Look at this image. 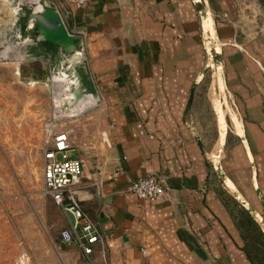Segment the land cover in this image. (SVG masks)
Returning a JSON list of instances; mask_svg holds the SVG:
<instances>
[{
	"label": "crops",
	"instance_id": "0c3cea01",
	"mask_svg": "<svg viewBox=\"0 0 264 264\" xmlns=\"http://www.w3.org/2000/svg\"><path fill=\"white\" fill-rule=\"evenodd\" d=\"M53 9L74 37L71 60L59 48L46 50L28 24L22 31L14 19L16 28L10 24L7 33L19 43L2 44L0 30V62H40L48 74L67 64L63 70H73L76 93L97 100L72 124L74 151L86 171L78 199L103 239L93 245L91 262L249 264L238 221L242 207L230 193L234 201L227 197L204 140L203 114L214 109L204 85L202 22L194 2L89 0L74 8L55 0ZM206 10L220 58L214 86L233 116L220 169L241 200L261 215L264 0H206ZM36 42L41 52L35 53ZM5 46H19L24 55L3 57ZM76 52L83 63L70 65ZM52 85L56 96L68 99L55 90L54 80ZM148 175L162 182L164 199L144 201L128 192L132 181ZM62 247L63 264L82 261L74 245Z\"/></svg>",
	"mask_w": 264,
	"mask_h": 264
},
{
	"label": "rangeland",
	"instance_id": "374dc122",
	"mask_svg": "<svg viewBox=\"0 0 264 264\" xmlns=\"http://www.w3.org/2000/svg\"><path fill=\"white\" fill-rule=\"evenodd\" d=\"M28 1L32 5L24 3L23 9L15 12L17 0H0L2 44L5 45L6 41L11 45L19 43L7 33L14 19H17L22 31L23 26L28 24L29 27L32 24L29 31H32L35 37L39 36L35 20H29L33 4L38 0ZM54 2L55 0L40 1L44 9L53 8ZM13 47H9L7 51L5 46L4 51L7 52L2 51L1 55L17 59L13 55ZM34 51L41 52V43H34ZM21 53L24 55V49L19 50L16 57ZM71 56V53L66 55L69 61ZM19 65L18 75L16 62H0V264H63L60 252L64 249L60 242V232L66 227V223L60 209L50 199L43 185L44 152L49 147L45 141L43 123L52 111L53 80L56 85L59 84L55 90L69 95V99L70 91L78 92L77 86L71 87L73 83L68 80H73L75 75L72 74V69L63 70L67 64H64L63 69L56 68L48 74L43 71L40 63L42 76L39 77L32 75V64L23 61ZM59 72L65 73L68 78L65 74L58 76ZM33 73L37 74L36 71ZM206 73L208 81H205L204 85L208 88L211 101L209 104L212 103L214 111L210 110L209 106V109L205 110L206 114H203V122L206 125L203 135L210 150V162L213 160L214 165L218 162L221 166L224 137L233 132V116L227 98L222 92L217 93L218 90L214 86L217 80L214 70L207 67ZM58 77L62 81H57ZM217 85L221 88L219 82ZM60 87L62 88L59 89ZM53 95H56L54 88ZM87 104L89 105V102L85 103ZM79 105L80 108L85 106L84 102ZM74 106L73 102L69 110L72 111ZM81 115L67 118L58 127L59 131L67 132L70 139L71 151L67 155L79 160L82 155L74 151L77 135L72 124L80 119ZM85 173L83 168V175H86ZM220 182L226 195L229 191H235L228 181L225 180L224 185L229 191L224 188L221 180ZM237 199L242 201L239 195ZM253 217L264 234V213Z\"/></svg>",
	"mask_w": 264,
	"mask_h": 264
},
{
	"label": "built area",
	"instance_id": "2783aa9c",
	"mask_svg": "<svg viewBox=\"0 0 264 264\" xmlns=\"http://www.w3.org/2000/svg\"><path fill=\"white\" fill-rule=\"evenodd\" d=\"M20 1L22 5L24 3L32 5L28 0ZM38 1L40 2L41 0ZM88 1L66 0L74 8H82ZM53 4L55 5V2ZM202 38L205 51V66L212 71L214 70V77L217 79L220 67L214 61V54L218 53L214 36L210 39L211 46L207 45L204 36ZM77 54L82 55V53L76 52L74 57ZM83 60L82 55L81 60L74 59L70 65H81ZM19 64L17 63V65ZM59 74L60 72L57 73L58 76ZM62 74L65 73H61L60 75ZM53 78L54 76L52 80ZM68 80L72 81L73 85L71 87L75 88V80ZM70 93L69 99L61 97L55 99L52 85V111L51 115L43 123L45 141L49 144V147L44 152L43 185L50 199L60 209L66 223V227L60 232V242L67 246L74 245L80 251L83 259L78 264H93L90 260L93 245L102 244L103 239L89 215L83 211L78 199L77 188L83 175L82 162L67 155L71 151L70 139L68 133L59 131L58 127L67 118L81 115L94 108L97 105V100L90 93L81 94L80 98L76 97L75 91H70ZM84 101L89 102V105L77 110L79 104ZM73 102L75 106L70 111L69 106ZM128 192L140 200L152 202L160 201L166 196L162 182L153 175L140 177L132 181L128 186ZM142 254L145 255L144 250Z\"/></svg>",
	"mask_w": 264,
	"mask_h": 264
},
{
	"label": "water",
	"instance_id": "95a60500",
	"mask_svg": "<svg viewBox=\"0 0 264 264\" xmlns=\"http://www.w3.org/2000/svg\"><path fill=\"white\" fill-rule=\"evenodd\" d=\"M192 1L194 2L196 9L198 10L200 17H201L203 36L206 39L207 45L211 46L210 39L213 37V33H214L213 32V21H212L210 13L206 10V0H192ZM42 8H43V12L39 18H34L33 11H32V15L29 17V20L31 22L35 20L36 26H37L36 27L37 33L39 35V38L44 42L46 50H49V48H53V49L59 48L60 50L66 52L64 54L70 55V51H71L70 49H72L75 43L74 37H72L68 33L61 15L53 8L44 9L43 5H42ZM14 9H15V12L21 11L23 9L22 3L20 0H17V3L15 4ZM29 27L32 28V24ZM214 61L216 65L220 64V58L218 54H214ZM15 67H16V73L19 75L20 65H17ZM206 70L207 68H205L204 73H206ZM75 95L78 98L81 97L80 93H75ZM211 163L214 166V172L217 175V177L222 182H224L225 178L220 169L219 163L217 162V164L214 165L213 160H211ZM229 193L232 195V198L238 204H240L242 208L251 216V218L255 220L253 217L254 211L250 207L244 208L242 201H238L236 197V192L229 191ZM262 206L264 207L263 204Z\"/></svg>",
	"mask_w": 264,
	"mask_h": 264
},
{
	"label": "trees",
	"instance_id": "16d2710c",
	"mask_svg": "<svg viewBox=\"0 0 264 264\" xmlns=\"http://www.w3.org/2000/svg\"><path fill=\"white\" fill-rule=\"evenodd\" d=\"M31 64L32 75L35 74V77L41 76L40 63L34 62ZM33 71H36L37 74L33 73ZM238 221L243 243L242 252L249 264H264V234L259 230L255 221L242 208L238 215Z\"/></svg>",
	"mask_w": 264,
	"mask_h": 264
},
{
	"label": "bare ground",
	"instance_id": "6f19581e",
	"mask_svg": "<svg viewBox=\"0 0 264 264\" xmlns=\"http://www.w3.org/2000/svg\"><path fill=\"white\" fill-rule=\"evenodd\" d=\"M42 12H43V8H42V4L39 2V1H37V3H35V4H33V17L34 18H39L41 15H42ZM19 47V46H18ZM18 47H13V52H14V56L16 57L17 56V54L19 55V48ZM21 51V50H20ZM79 54H77L76 56H75V60H79L78 59V56ZM72 85V84H71ZM56 96V95H55ZM54 96V98L55 99H58V98H60V97H55ZM85 103H87V102H85L84 101V105H85ZM86 106H88V104L87 105H85V106H83L82 108H84V107H86ZM71 108V107H70ZM82 108H80V105L78 106V108H77V110H80V109H82ZM224 136V135H223ZM222 140H223V137H222ZM233 192H235V191H233ZM236 197L238 198V194L236 193ZM242 203H243V205L244 206H246V208H248V205L245 203V202H243L242 201ZM253 215H256L257 216V214L255 213V212H253ZM263 224H264V221H263Z\"/></svg>",
	"mask_w": 264,
	"mask_h": 264
}]
</instances>
